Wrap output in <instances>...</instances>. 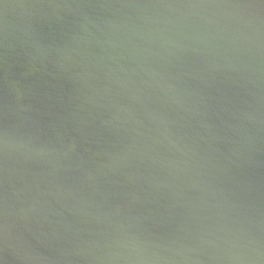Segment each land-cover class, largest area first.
I'll return each instance as SVG.
<instances>
[{
  "label": "water",
  "instance_id": "water-1",
  "mask_svg": "<svg viewBox=\"0 0 264 264\" xmlns=\"http://www.w3.org/2000/svg\"><path fill=\"white\" fill-rule=\"evenodd\" d=\"M0 264H264V0H0Z\"/></svg>",
  "mask_w": 264,
  "mask_h": 264
}]
</instances>
